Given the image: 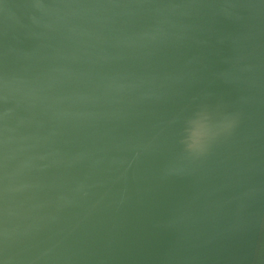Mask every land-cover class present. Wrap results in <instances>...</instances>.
Instances as JSON below:
<instances>
[{
    "label": "water",
    "instance_id": "1",
    "mask_svg": "<svg viewBox=\"0 0 264 264\" xmlns=\"http://www.w3.org/2000/svg\"><path fill=\"white\" fill-rule=\"evenodd\" d=\"M0 264H264V0H0Z\"/></svg>",
    "mask_w": 264,
    "mask_h": 264
},
{
    "label": "clouds",
    "instance_id": "2",
    "mask_svg": "<svg viewBox=\"0 0 264 264\" xmlns=\"http://www.w3.org/2000/svg\"><path fill=\"white\" fill-rule=\"evenodd\" d=\"M231 123L227 124L226 127H231ZM188 149L190 150V152L195 156V157H199L201 155H203L206 152V147L203 146L199 139L197 138L196 140H194V142L190 145H188Z\"/></svg>",
    "mask_w": 264,
    "mask_h": 264
}]
</instances>
